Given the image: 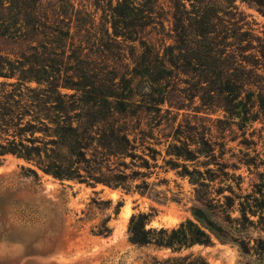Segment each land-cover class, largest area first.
Returning a JSON list of instances; mask_svg holds the SVG:
<instances>
[{
  "label": "trees",
  "instance_id": "1",
  "mask_svg": "<svg viewBox=\"0 0 264 264\" xmlns=\"http://www.w3.org/2000/svg\"><path fill=\"white\" fill-rule=\"evenodd\" d=\"M240 1L264 16V0ZM168 2L166 17L163 0H0V156L180 202L172 171L191 185V218L153 227L138 213L129 240L180 252L214 236L237 245L242 264H264L261 163L241 150L226 157L239 137L256 145L246 133L264 123V30H244L233 0Z\"/></svg>",
  "mask_w": 264,
  "mask_h": 264
},
{
  "label": "rangeland",
  "instance_id": "2",
  "mask_svg": "<svg viewBox=\"0 0 264 264\" xmlns=\"http://www.w3.org/2000/svg\"><path fill=\"white\" fill-rule=\"evenodd\" d=\"M163 2L161 11L168 17L170 4L168 0ZM229 4L231 13L236 11L232 6H236L245 15L244 30L250 27L255 34H263V15L240 0ZM262 125L255 122L246 133L256 145H237L242 139L239 137L229 143L232 150L226 157L240 150L247 152L261 163L258 171L263 173L264 142L259 138ZM236 172L244 176V186L253 178L245 166ZM165 176L171 192L181 191L180 202L59 180L21 157L0 156V264H153L154 259L187 254L200 255L208 264H242L247 257L239 247L214 236L209 245L195 244L180 252L153 245L138 246L129 240V221L138 213L149 214L148 226L153 227H174L191 218V185L172 171ZM256 235L255 232L253 236Z\"/></svg>",
  "mask_w": 264,
  "mask_h": 264
}]
</instances>
